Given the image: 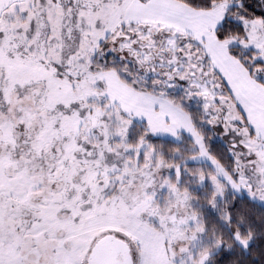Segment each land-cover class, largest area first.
Segmentation results:
<instances>
[{
	"label": "snow or ice",
	"instance_id": "snow-or-ice-1",
	"mask_svg": "<svg viewBox=\"0 0 264 264\" xmlns=\"http://www.w3.org/2000/svg\"><path fill=\"white\" fill-rule=\"evenodd\" d=\"M0 264H264V0H0Z\"/></svg>",
	"mask_w": 264,
	"mask_h": 264
},
{
	"label": "trees",
	"instance_id": "trees-1",
	"mask_svg": "<svg viewBox=\"0 0 264 264\" xmlns=\"http://www.w3.org/2000/svg\"><path fill=\"white\" fill-rule=\"evenodd\" d=\"M256 208H257V210H259V205H256L255 206ZM210 223V227H212V228H214V227H216L215 225H213L212 223H211V221L209 222ZM253 251H256V249H253Z\"/></svg>",
	"mask_w": 264,
	"mask_h": 264
},
{
	"label": "rangeland",
	"instance_id": "rangeland-1",
	"mask_svg": "<svg viewBox=\"0 0 264 264\" xmlns=\"http://www.w3.org/2000/svg\"><path fill=\"white\" fill-rule=\"evenodd\" d=\"M201 166H203V167H207V164L202 162V165H201ZM179 211L184 212L185 209H184L183 207H181V208L179 209Z\"/></svg>",
	"mask_w": 264,
	"mask_h": 264
}]
</instances>
